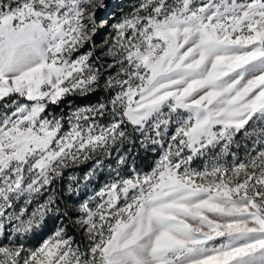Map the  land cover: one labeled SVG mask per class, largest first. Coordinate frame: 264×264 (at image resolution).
I'll return each instance as SVG.
<instances>
[{
    "label": "snow or ice",
    "instance_id": "obj_1",
    "mask_svg": "<svg viewBox=\"0 0 264 264\" xmlns=\"http://www.w3.org/2000/svg\"><path fill=\"white\" fill-rule=\"evenodd\" d=\"M111 7L0 0V264H264V0H121L114 22ZM97 91L67 117L49 111ZM139 137L164 149L155 166L120 155L73 218L81 181H57L92 161L86 188Z\"/></svg>",
    "mask_w": 264,
    "mask_h": 264
},
{
    "label": "rangeland",
    "instance_id": "obj_2",
    "mask_svg": "<svg viewBox=\"0 0 264 264\" xmlns=\"http://www.w3.org/2000/svg\"><path fill=\"white\" fill-rule=\"evenodd\" d=\"M121 0H110V3L112 4V7L108 10V16L110 21L114 22V19L119 18V12L116 8V5L120 3ZM114 14V16H113ZM114 74V73H113ZM79 107H84V106H72L67 110V116L70 115L76 108ZM66 116V117H67ZM108 121L105 120L103 123H107ZM70 125L65 123L64 125V131L69 130ZM174 131V127L170 128L169 134ZM138 136V134H134ZM142 137H139V139L136 140V145L133 146L132 144H128L126 146H123L119 149V151H114L112 156L110 158H105L106 163L104 167L97 172V174L94 176V178L91 180V182L87 185V187H83V177L84 175L94 167L92 161L84 162L79 165H75L71 167L70 169L66 170L65 177L62 179L63 181L66 182V187L69 183L68 177L73 176L76 177L81 181V194L80 196L77 197H72L71 200L69 201V209L70 215L75 216V208L79 204L81 200L87 199L89 196L93 195L94 192L98 191L101 187H103L107 182L111 180L110 178V168L112 166L116 167V161L119 158L120 155H128L129 156V168H131L132 163L134 162L135 166L137 167V170L140 171L141 173H145L151 170L152 167L155 166V164L159 161L160 156L163 153L164 149H161L157 147L155 150L152 151H147L144 149H141L139 147L140 140H142ZM149 152L150 155L148 156L147 160H142L139 158L138 154L139 152ZM130 154V155H129ZM143 155V154H142ZM122 174L126 175L127 173L123 171L122 169ZM45 197H41L37 199L32 207H35V204L37 203H42L43 199ZM52 221L54 222V230L52 233L44 236L41 241L36 242L34 238L32 237L27 243L29 247H38L40 243L43 242V240L48 239L57 229V227L61 226V221L60 219H56L53 221L54 218H51ZM56 223V224H55Z\"/></svg>",
    "mask_w": 264,
    "mask_h": 264
},
{
    "label": "trees",
    "instance_id": "obj_3",
    "mask_svg": "<svg viewBox=\"0 0 264 264\" xmlns=\"http://www.w3.org/2000/svg\"><path fill=\"white\" fill-rule=\"evenodd\" d=\"M106 94L97 91L93 94L89 95H80V94H70L64 97L63 101L59 105H50L49 106V111L52 113H55L57 115H64L65 117L67 116V110L72 107V106H87L90 104H95L99 100L103 99ZM129 132L132 131L131 126L128 128ZM128 145V144H127ZM143 154V155H142ZM150 155L149 152H139L138 156L142 160H147L148 156ZM241 156H243V153H240ZM214 154L212 152L207 153L205 156L197 157L193 160L192 162V167L197 170H204L205 167L209 166L210 162L213 160ZM227 163L230 165L232 163L231 158H225ZM115 167L112 166L110 168V178L112 179L114 176V173L112 172V169ZM122 171V170H121ZM56 188L58 191H64L66 189V182L63 180L57 181ZM65 199H69L67 196H65ZM71 200V199H70ZM69 200V201H70ZM56 218L53 219L55 221ZM52 219L49 218L45 225L37 231V233L33 236L34 240L36 242L41 241V239L52 233L54 230V222H51ZM61 223L63 224H70V221L68 220L67 217H61L60 218ZM56 224V223H55ZM69 233L75 235L77 240L81 239V234L76 233L73 229H69Z\"/></svg>",
    "mask_w": 264,
    "mask_h": 264
}]
</instances>
